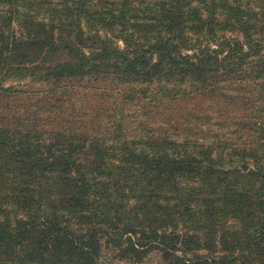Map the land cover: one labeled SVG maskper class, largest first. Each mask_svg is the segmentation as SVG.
<instances>
[{
    "label": "trees",
    "instance_id": "trees-1",
    "mask_svg": "<svg viewBox=\"0 0 264 264\" xmlns=\"http://www.w3.org/2000/svg\"><path fill=\"white\" fill-rule=\"evenodd\" d=\"M0 264H264V0H0Z\"/></svg>",
    "mask_w": 264,
    "mask_h": 264
},
{
    "label": "water",
    "instance_id": "water-1",
    "mask_svg": "<svg viewBox=\"0 0 264 264\" xmlns=\"http://www.w3.org/2000/svg\"><path fill=\"white\" fill-rule=\"evenodd\" d=\"M237 166H240L241 168L245 169L247 164L245 162H242V163H237L236 164Z\"/></svg>",
    "mask_w": 264,
    "mask_h": 264
}]
</instances>
